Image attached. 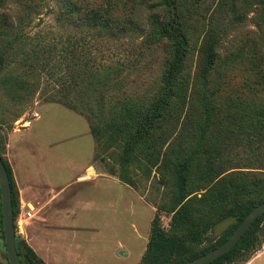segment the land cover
<instances>
[{
    "label": "trees",
    "instance_id": "1",
    "mask_svg": "<svg viewBox=\"0 0 264 264\" xmlns=\"http://www.w3.org/2000/svg\"><path fill=\"white\" fill-rule=\"evenodd\" d=\"M54 1L59 7L58 20L76 25L80 34L53 42L42 36L33 40L26 32L28 54L20 63L26 72L5 77L7 53L13 44L7 35L16 23L11 13L3 12L1 85L13 78L22 90L17 97L23 100V90L32 96L44 78L54 79L53 84L46 83L51 89L47 102H59L83 114L99 144L105 143L102 131L115 132L116 144L123 147V168L131 158L145 175L155 173L163 184L173 180L171 201L163 207L171 216L169 228L157 211L139 264H185L222 244L264 202V100L242 96L264 93V0ZM42 2L29 7L35 10ZM2 7L0 0V11ZM248 20L263 33L259 45L230 49L223 56L221 47L229 29ZM140 39L139 46L146 51L163 47L165 52L160 83L146 99L128 94L127 74L138 68H134L138 57L114 62L90 51L91 45L100 42L119 46L129 42L136 48L132 42ZM59 48L62 57L57 59ZM195 52L198 69L191 76L187 64ZM243 56L255 77L232 88L237 97L225 98L223 92L230 87L228 70ZM220 66L222 75L215 82L213 74ZM2 127L0 155L9 174L17 227L19 189L4 155L7 134L2 137ZM112 172L137 188L132 178ZM228 216H236L238 222L197 250L195 246L208 239L214 225ZM263 219L264 214L233 249L206 264L249 261L264 242L260 238ZM0 231L4 236L2 211ZM16 244L23 264H49L18 234Z\"/></svg>",
    "mask_w": 264,
    "mask_h": 264
},
{
    "label": "rangeland",
    "instance_id": "2",
    "mask_svg": "<svg viewBox=\"0 0 264 264\" xmlns=\"http://www.w3.org/2000/svg\"><path fill=\"white\" fill-rule=\"evenodd\" d=\"M1 2H3V7L0 11V52L3 47V42L1 40L4 37L2 34L4 23L1 20V14L3 12L11 13L12 20L16 23V26L9 30L7 35V38L12 40L13 44L10 45L7 53V62L4 72L5 77L8 76L9 73L14 75L22 73L23 70L26 72V67L20 68V63L26 60V55L28 54L26 32L30 34L33 40L42 36L53 42H60V40H65L68 36L75 38L81 32L76 25L65 22L61 23V21L58 20L57 12L59 7L54 0H49L47 2H42L41 0H1ZM39 2H42V5L37 9L33 10L29 7ZM262 35L263 33L257 29L252 20L233 25L224 39L221 53L225 56L228 50L241 46L245 48H254L256 44L259 45ZM88 40L89 35L86 37L87 42ZM139 41H141V39L136 43L132 42L136 48L129 42L120 46L117 45V43L104 44L100 42V44L96 46L91 45V48L89 47L90 45L88 46V44H86V48H90V51L96 53L98 57L106 60H113L114 62H116L118 58L122 61H128V58L138 57L139 59L136 61L138 66L137 64L134 65V68H138L134 70L131 69L129 74H127L126 80L129 82L128 87L130 88L128 94L134 98L139 97L141 99H146L160 83V74L165 59V52L163 47H156L152 51L153 53L146 51L143 47L139 46ZM262 48L264 52V46H262ZM56 57L60 59V57H62L61 52L57 53ZM198 60L199 56L197 52L188 59L187 70L191 76L197 72ZM247 60V56H243V58L239 59L236 66L229 68L227 79L231 88L228 87L223 92L225 98L237 97V95L233 93V89H236L242 82L255 77L254 74L250 72ZM65 70V72L68 71L67 69ZM222 71V67L220 66L213 74L215 82L221 77ZM43 74L44 72H42V76ZM67 75L71 78V74L67 72ZM53 80L54 79L48 78V76L44 78L43 85L40 86L32 96L23 90V100L17 97V92H21L22 90H18L13 78L8 80L7 85H1L3 82L0 81V124L3 126L2 137L13 127H24L32 121L31 126L24 128L20 134H18L17 138H15L18 140L16 144H19L20 148L23 147L20 157L16 159L18 163L13 161L17 166L16 173L18 175H21V169H23L24 163H26L25 160L34 159L36 161V169H39L40 173L43 175H58L63 169L62 172L67 176L64 179H73L78 173V170L84 166L92 156L95 141L94 137L89 132V120L83 114L79 112L78 114L60 103L47 102V96L51 92V89L46 87V83L53 84ZM242 96L249 100H264V93H245ZM37 113L39 115L33 118ZM100 136L102 142L105 143L104 145L99 144L96 139L95 155L96 160L100 161L99 166L110 171H116L117 173L122 172L125 176L136 181L137 188H135L142 197V207L137 205L136 210L137 213H139L136 221L141 229L142 238L135 240L136 237L132 229L128 227L125 232L128 240H121V242H124L123 244H119V240H84L85 242L81 240L82 248L87 256V264H139L146 251L152 220L157 211L161 214V220L164 226L169 228L171 216L164 211L163 207L165 204L170 203L171 194L175 186L173 180H170L167 184L161 183L158 179V175H155V173L150 176L145 175L146 173L142 171V168L138 167L139 163L136 160H130L131 158H129L126 167L123 168V147L119 142L116 144L118 135L113 131L109 133L102 131ZM114 143L116 146H112ZM26 149H29L32 153V155L29 156L32 158L26 156ZM59 157L64 158L70 165L68 167H59L57 164L56 166L55 159ZM59 183L62 182L59 181ZM21 198L22 196L19 193L20 213L23 211ZM1 200L0 195V220ZM33 212L34 214L31 217H26L25 219L23 218L24 215H22L21 218L23 220L20 226L17 223L16 232L19 235V239H25L36 251L38 256L49 264L64 260L70 261L72 260L71 258H75L76 254L70 251V249L73 248L69 243L71 237L66 240H32V238L38 236L37 230L39 221L37 208H34ZM86 214L87 213L84 215ZM130 218L131 217H127L128 222H130ZM68 221L70 222L69 219H66L64 223H68ZM260 228V238L264 239V219ZM62 232L65 236L67 234L70 236L71 233H66V231ZM104 232L109 233L110 230H104ZM216 239H212V233L210 232L208 239L203 244L196 245L195 248L200 250L209 246L216 241ZM60 242L70 245L68 246L69 251L61 250ZM263 245L264 242L262 243V247ZM0 251L4 253L7 251L5 237L1 231ZM231 264L245 263L235 262Z\"/></svg>",
    "mask_w": 264,
    "mask_h": 264
},
{
    "label": "crops",
    "instance_id": "3",
    "mask_svg": "<svg viewBox=\"0 0 264 264\" xmlns=\"http://www.w3.org/2000/svg\"><path fill=\"white\" fill-rule=\"evenodd\" d=\"M38 115L37 113L33 118ZM31 124L32 121L27 126H15L7 132L4 155L12 166L22 196L24 213L31 208L33 214L34 208L38 210V236L32 240H66L71 237L69 243L73 248L70 251L75 253L76 257L71 258L70 261L64 260L54 264H87V256L81 240L83 242L84 240H119L118 243L123 244L121 240H128L125 234L128 227L132 229L135 240L141 239V229L136 221L139 213L136 210L137 205L142 207V197L134 186L122 180L118 174L99 166L100 161L96 160L95 155L96 138L90 126L89 132L94 137L95 147L90 159L78 170L73 179H64L67 176L62 172L63 169L58 175H43L39 169H36L34 159H26V163L23 160L21 175L16 173L17 166L13 161L18 163L16 159L20 157L23 147L20 148L19 144H16L18 140L15 138ZM25 152L27 157L32 155L29 149ZM59 158L55 159L56 166L70 165L64 158L60 160ZM85 213L87 214L84 215ZM127 217H131L130 222ZM66 219L71 223L69 221L64 223ZM104 230L110 232L106 233ZM62 231L71 232L70 236L68 234L65 236ZM60 245L61 250L69 251L70 245L67 243ZM245 264H264V245Z\"/></svg>",
    "mask_w": 264,
    "mask_h": 264
},
{
    "label": "water",
    "instance_id": "4",
    "mask_svg": "<svg viewBox=\"0 0 264 264\" xmlns=\"http://www.w3.org/2000/svg\"><path fill=\"white\" fill-rule=\"evenodd\" d=\"M0 193L2 201V214L4 225V236L6 243V253L0 251V264H23L19 256L16 244V225L14 218L12 187L9 174L0 155ZM264 214V202L255 206L243 219L231 236L216 248L200 255L185 264H206L233 249L239 242L243 234L252 226L255 220ZM238 222L236 216H228L218 221L211 233L212 239L220 237L232 224Z\"/></svg>",
    "mask_w": 264,
    "mask_h": 264
},
{
    "label": "built area",
    "instance_id": "5",
    "mask_svg": "<svg viewBox=\"0 0 264 264\" xmlns=\"http://www.w3.org/2000/svg\"><path fill=\"white\" fill-rule=\"evenodd\" d=\"M32 209V208H31ZM26 210L25 211V213H24V211H22L20 214H19V217H18V219H17V223L19 224V226L21 225V222H22V215H24V219L26 218V217H31L32 215H33V213H32V210Z\"/></svg>",
    "mask_w": 264,
    "mask_h": 264
}]
</instances>
